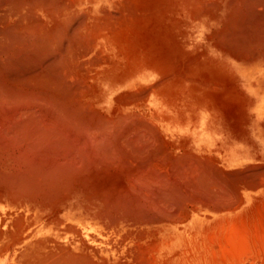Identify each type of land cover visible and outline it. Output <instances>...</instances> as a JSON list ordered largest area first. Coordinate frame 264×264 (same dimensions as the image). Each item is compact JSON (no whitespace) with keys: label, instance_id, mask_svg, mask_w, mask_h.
<instances>
[{"label":"bare ground","instance_id":"bare-ground-1","mask_svg":"<svg viewBox=\"0 0 264 264\" xmlns=\"http://www.w3.org/2000/svg\"><path fill=\"white\" fill-rule=\"evenodd\" d=\"M0 264H264V0H0Z\"/></svg>","mask_w":264,"mask_h":264}]
</instances>
